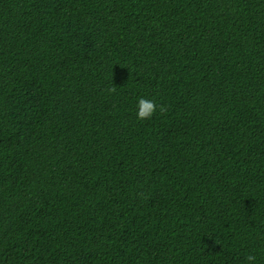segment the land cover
Listing matches in <instances>:
<instances>
[{"label": "trees", "instance_id": "1", "mask_svg": "<svg viewBox=\"0 0 264 264\" xmlns=\"http://www.w3.org/2000/svg\"><path fill=\"white\" fill-rule=\"evenodd\" d=\"M249 254L264 264V0H0V264Z\"/></svg>", "mask_w": 264, "mask_h": 264}, {"label": "clouds", "instance_id": "2", "mask_svg": "<svg viewBox=\"0 0 264 264\" xmlns=\"http://www.w3.org/2000/svg\"><path fill=\"white\" fill-rule=\"evenodd\" d=\"M111 91H115V87L111 89ZM137 118L140 120L150 119L157 111V104L154 100H148L144 97H140L137 103ZM159 111L161 113L165 112V108L160 106ZM248 264H255L256 257L254 255L249 254L246 257Z\"/></svg>", "mask_w": 264, "mask_h": 264}]
</instances>
